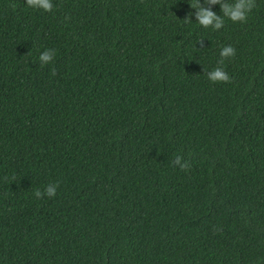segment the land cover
Wrapping results in <instances>:
<instances>
[{
  "label": "trees",
  "instance_id": "16d2710c",
  "mask_svg": "<svg viewBox=\"0 0 264 264\" xmlns=\"http://www.w3.org/2000/svg\"><path fill=\"white\" fill-rule=\"evenodd\" d=\"M52 2L0 0V264L264 258V0L217 30L193 0Z\"/></svg>",
  "mask_w": 264,
  "mask_h": 264
},
{
  "label": "clouds",
  "instance_id": "9594fccd",
  "mask_svg": "<svg viewBox=\"0 0 264 264\" xmlns=\"http://www.w3.org/2000/svg\"><path fill=\"white\" fill-rule=\"evenodd\" d=\"M23 3L26 7L32 9H41L45 12L51 11L53 8L52 0H23ZM212 4H218L219 13L213 11L210 7ZM207 5V6H205ZM255 0H204L202 3L201 0H193V3L190 5L194 9V13H191L195 16L196 23L204 28L211 27L212 30L221 29L224 25L225 18L233 22H244L247 19V16L250 10L254 7ZM187 20H189L186 15ZM55 50L51 48H45L39 52L38 60L40 65L49 64L54 57ZM235 54V49L231 44L222 46L219 49L220 60L217 63L220 65L218 67L208 70L206 75L207 79L212 82H228L231 80L228 72L224 70L223 60L224 58H231ZM54 72V70H53ZM172 163L176 165L179 169H185L189 167V161L182 157L180 154L174 155ZM57 192V182L48 183L44 186L43 191L36 188L33 192V195L36 198L42 196H47L49 198L56 195ZM262 257H256V264H260Z\"/></svg>",
  "mask_w": 264,
  "mask_h": 264
}]
</instances>
